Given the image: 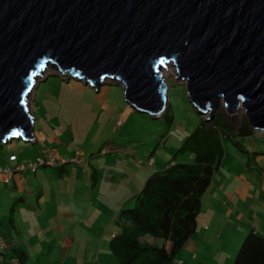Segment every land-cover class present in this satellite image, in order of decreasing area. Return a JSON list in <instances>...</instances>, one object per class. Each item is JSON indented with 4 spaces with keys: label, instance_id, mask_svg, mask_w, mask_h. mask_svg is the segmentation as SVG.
I'll use <instances>...</instances> for the list:
<instances>
[{
    "label": "water",
    "instance_id": "1",
    "mask_svg": "<svg viewBox=\"0 0 264 264\" xmlns=\"http://www.w3.org/2000/svg\"><path fill=\"white\" fill-rule=\"evenodd\" d=\"M170 60L206 120L241 104L264 130V0H0V143L33 137L27 96L46 62L96 89L114 77L156 115Z\"/></svg>",
    "mask_w": 264,
    "mask_h": 264
},
{
    "label": "rangeland",
    "instance_id": "2",
    "mask_svg": "<svg viewBox=\"0 0 264 264\" xmlns=\"http://www.w3.org/2000/svg\"><path fill=\"white\" fill-rule=\"evenodd\" d=\"M46 67L41 68L33 80L34 88L27 100L28 110L32 114L34 107V117H39L42 126L59 135L60 142L54 146V153L58 158L69 160L73 157L76 151H71V145H76L78 150H82L85 166L73 161L64 163L78 170L77 179L79 184H82L78 186L82 194L61 195L59 200L67 206L83 202L85 207L76 210L74 217H60V233L54 231L51 224L46 223L44 220L46 216L40 221L44 222L43 226L41 223L32 227L41 217L30 218L27 221L25 217L28 215V210L24 207L18 210L19 215L15 214L14 218L21 225L24 235L29 227L31 229L28 232L36 235H81L83 245L75 254L77 261L74 263L92 264V254H89L88 250L98 244L103 235H95L94 220L98 218L97 215L88 212L87 208L96 210L97 213L101 210L103 213L115 210L114 205L107 199L103 208L98 205L95 200V189L102 198L104 193L109 196L112 191L116 192V186L118 187L119 184L137 183L138 180L133 175L136 172L132 169L142 168L145 165L144 160L147 159L145 157L148 152L150 157L156 160V163L150 166L157 170L167 165L171 158L182 162L189 160L190 154L187 151L178 152L177 149L199 123V119H206L208 114L201 113L194 107L187 95L186 81L181 78L176 79L177 73L174 75L169 73L165 82L167 97L164 109L169 108V115L172 116L169 121L163 115L164 109L160 113L163 116L153 117L149 113L136 111L126 104L123 99L122 84L114 77H103L102 84L97 90L95 86L84 84L76 78L70 77L68 80L62 78L59 75L62 72L55 69L57 67L54 63ZM46 74L49 75L43 79ZM48 104L51 105L50 108ZM217 111H220L236 129L247 123L253 132L247 136H236V142L230 139L225 141L223 154L213 171L211 183L202 193L201 207L193 232L194 235H206L207 239L203 240L204 244L198 241V249L181 247L171 264H227V262L232 264L234 254L246 230L254 225L264 229V131L251 127L244 109L232 115L233 110H227L220 103ZM38 126L39 123L36 122L33 136L39 132ZM12 141L19 161L32 160L29 157L35 154L36 146L31 141L13 138L0 147V163L4 164L3 161L8 154V144ZM45 146L39 144V148L43 149ZM57 165L55 167H58ZM93 169L98 171L99 179L97 183L95 182L93 191L88 194L85 191L90 192L94 177L89 178V175ZM144 177H140V180ZM107 190L109 193H106ZM81 195L84 196L85 201L79 199ZM45 202L47 209H50L52 201L44 199ZM8 225L9 234L15 235L9 222ZM3 228L8 232L0 223V230L2 231ZM216 228L221 235L219 239L216 237ZM238 234L244 235L231 244L233 242L231 236ZM104 236L103 245L106 247L107 240L112 235L108 233ZM187 251L194 252L191 257L193 260L184 262L186 255L190 254ZM7 254L4 264H17L16 259L10 253Z\"/></svg>",
    "mask_w": 264,
    "mask_h": 264
},
{
    "label": "trees",
    "instance_id": "3",
    "mask_svg": "<svg viewBox=\"0 0 264 264\" xmlns=\"http://www.w3.org/2000/svg\"><path fill=\"white\" fill-rule=\"evenodd\" d=\"M164 110L163 115L170 121L169 108ZM199 120L177 149L178 152L187 151L190 159L172 161L162 169L152 171L145 178L133 205L118 210L117 231L108 241V250L118 264H171L195 231L201 196L211 183L225 141L236 142V136L253 132L247 123L236 129L220 111L210 120ZM34 137L31 142L35 141ZM158 239L167 241V247L157 242ZM14 257L18 264H26L22 249L16 248ZM232 264H264V234L255 229L247 231Z\"/></svg>",
    "mask_w": 264,
    "mask_h": 264
},
{
    "label": "crops",
    "instance_id": "4",
    "mask_svg": "<svg viewBox=\"0 0 264 264\" xmlns=\"http://www.w3.org/2000/svg\"><path fill=\"white\" fill-rule=\"evenodd\" d=\"M47 77V76H46ZM44 77L43 79H46ZM68 80V79H66ZM78 80V79H77ZM82 81V80H81ZM84 83V82H83ZM86 84V83H84ZM37 86V85H36ZM122 88V87H121ZM99 90V87L97 88ZM123 91V88H122ZM124 99V98H123ZM34 100V98L32 99ZM124 102L128 104L125 100ZM123 104V102L121 103ZM129 105V104H128ZM49 108L50 104L47 105ZM131 106V105H130ZM133 108V107H132ZM129 109V108H128ZM137 111V110H136ZM33 116V129L36 126V122L39 123V132L35 135V141L31 142L36 146V152L33 156L29 157L30 159L34 158L37 154H40L46 150L55 152V144L59 143V135L49 128L45 129L43 123L40 119L34 117V107L32 110ZM38 120V121H37ZM42 130L44 132H42ZM34 131V130H33ZM45 135V136H44ZM42 136V137H41ZM39 144L46 145L45 148H39ZM70 144V143H69ZM78 148L76 145H71V151H77ZM81 158L83 157L82 150ZM15 152V144L10 142L8 144V153ZM16 153V152H15ZM8 155V154H7ZM17 157H19L17 155ZM147 159L144 160L145 165L141 167H135L132 171L136 173L135 178L138 180L137 183L130 184H119L116 186V192H111L109 196L107 194H103L102 198L99 197V192L95 189V200L98 205L103 208L105 199L110 201L112 205H114L115 210H110L108 213H103V211H99L97 213L96 210L87 208L88 212H92L94 215H97L94 223L96 224V232L95 235H103L100 239L99 243L93 245L92 249L88 250L89 254H92V264H118L116 259L112 257L113 255L108 250V241L107 246L104 247V235H112V233L117 231L115 225V219L117 212L120 208L123 207H131L134 203L135 196L139 193L141 186L145 180V178L157 168H153L156 163L154 157H150L149 152L145 157ZM7 158L3 161L4 165L8 163ZM175 161L172 158L170 162ZM19 162L25 163L27 160L14 161V164ZM6 163V164H5ZM2 164V163H1ZM77 164V163H76ZM138 164V163H137ZM79 165V164H78ZM55 166H47L43 165L38 167L35 171H31L28 169L24 170H15L12 172L11 177L8 182H4L2 180V175L0 174V194H2L0 199V223L3 227L7 228L8 232L0 230V235L5 241V247L0 253V261L5 263L7 253H10L13 258L15 249L20 248L25 252L26 255V264H76L74 262L77 261L75 258V254L81 249L83 243V237L81 235H36V233L28 232L31 227H29L25 231V235L22 234L21 225L14 218L15 214L19 215V211L21 208H26L28 210V215H26L25 219L28 221L30 218L40 220L32 226L41 225L43 226L44 222H40L41 219L45 217L46 223L51 224L54 231L60 233L61 224H59V219L61 216L63 217H74L76 215V210L83 209L85 207V203H75L74 206H67L60 202L59 197L61 195H74L82 194L80 192V186L77 177L79 176V172L77 169L70 167L69 165H65L64 163L61 165ZM141 166V165H139ZM98 171L95 169L91 170L89 178L94 177L91 181L92 185L90 187V192L85 191L90 194L94 189L95 182L97 183L99 176L97 175ZM145 175V177H144ZM85 176V175H84ZM88 176H86L87 178ZM140 177H144L141 178ZM143 179V181H142ZM140 181L141 184H140ZM85 189L86 186H83ZM106 193H109L108 190ZM79 198L82 201H85L84 196ZM202 197V196H201ZM44 199H49L52 201V207L47 209L46 202L44 203ZM230 201V200H229ZM222 203V202H221ZM230 204V203H228ZM9 206V207H8ZM8 207V208H7ZM201 207V206H200ZM113 209V208H112ZM16 211H18L16 213ZM97 213V214H96ZM197 218V216H196ZM12 228V231L15 235H10L9 225ZM8 226V227H6ZM250 229H255L264 234V229L259 228L256 225L250 226L247 231ZM217 238L219 239L221 235H219V229L216 228ZM41 232V231H40ZM245 232V233H246ZM244 235V234H243ZM243 235H232L231 240L234 244L238 237H242ZM215 235H212L214 237ZM206 235H194L192 234L187 241L183 244V246L190 248L198 249V241L203 243V240L207 239ZM235 239V240H234ZM103 241V242H101ZM164 244L167 247V241L158 239L157 242ZM209 241V240H207ZM235 241V242H234ZM204 244V243H203ZM210 244V242H207ZM182 246V247H183ZM61 251V252H60ZM189 255H186V260H193L192 255L194 252H190ZM10 256V255H9ZM96 257V258H95ZM16 259V258H15ZM17 261V260H16ZM18 264V263H17ZM228 264V262H227Z\"/></svg>",
    "mask_w": 264,
    "mask_h": 264
},
{
    "label": "built area",
    "instance_id": "5",
    "mask_svg": "<svg viewBox=\"0 0 264 264\" xmlns=\"http://www.w3.org/2000/svg\"><path fill=\"white\" fill-rule=\"evenodd\" d=\"M63 78L65 75L60 74ZM155 116H159V114H156ZM33 140V137L30 139ZM17 159V154L15 152L10 153L7 155V161L9 164H1L0 163V174L2 175V180L4 182H8L11 174L15 170H24V169H30L32 171H35L38 167L47 165V166H56L57 164L66 162V161H73L79 165L85 166V161L81 158V151L77 150L75 155L73 157H70L68 159L64 158H58L56 153L50 150H46L43 153L37 155L34 157V159L29 160L25 163L19 162L17 164H13L12 162ZM5 247V241L0 235V252Z\"/></svg>",
    "mask_w": 264,
    "mask_h": 264
},
{
    "label": "bare ground",
    "instance_id": "6",
    "mask_svg": "<svg viewBox=\"0 0 264 264\" xmlns=\"http://www.w3.org/2000/svg\"><path fill=\"white\" fill-rule=\"evenodd\" d=\"M51 64H53V63H51V62H46L45 65H44V67L47 66L46 68H48L49 65H51ZM163 64H164L165 66H164ZM163 64H161V65L159 66V70H160V73H161V77L163 78V81L166 82L167 79H168L169 73H172V74L174 75V74L177 73V71H176V68H175L174 63H173L171 60H170V61H167V62H165V63H163ZM55 67H56V65H55ZM55 69L58 70V68H55ZM37 73H38V72H37ZM61 77H62V76H61ZM62 78H63V77H62ZM64 78H65V79H69V78H66V76H64ZM86 84H88V83H86ZM32 88H33V87H32ZM32 88H31L30 92L32 91ZM29 94H30V93H29ZM29 94H28V96H27V100H29ZM240 110H243L241 105H239L237 108H235V110L232 111V115H233L234 113L240 111ZM260 131H264V130H260Z\"/></svg>",
    "mask_w": 264,
    "mask_h": 264
},
{
    "label": "clouds",
    "instance_id": "7",
    "mask_svg": "<svg viewBox=\"0 0 264 264\" xmlns=\"http://www.w3.org/2000/svg\"><path fill=\"white\" fill-rule=\"evenodd\" d=\"M60 74H62V73H60ZM60 74H59V75H60ZM63 75H64V74H63ZM88 84H89V83H88ZM89 85H90V84H89ZM122 88H123V86H122ZM160 113H161V112H160ZM160 113H158L159 116H161ZM151 116L155 117V115H151ZM12 139H13V138H12ZM14 139H15V138H14ZM3 249H4V248H3ZM2 251H3V250H2ZM2 251H1L0 253H2Z\"/></svg>",
    "mask_w": 264,
    "mask_h": 264
}]
</instances>
